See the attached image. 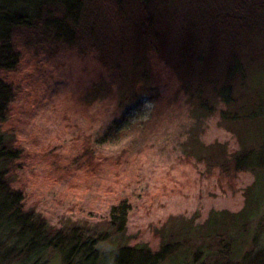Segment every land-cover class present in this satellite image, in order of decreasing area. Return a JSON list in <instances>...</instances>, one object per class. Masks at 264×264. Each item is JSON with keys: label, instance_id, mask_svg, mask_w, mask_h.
Segmentation results:
<instances>
[{"label": "rangeland", "instance_id": "374dc122", "mask_svg": "<svg viewBox=\"0 0 264 264\" xmlns=\"http://www.w3.org/2000/svg\"><path fill=\"white\" fill-rule=\"evenodd\" d=\"M161 22L158 53L127 31L106 58L110 62L89 53L86 41L68 47L36 37L25 45L15 37L18 63L0 72L12 90L2 130L21 153L11 185L21 192L24 211L56 229L68 223L99 230L110 207L124 201L125 242L155 251V231L167 222L199 225L210 212L242 209L254 174L235 172L230 164L223 172L214 161L239 151L240 126L222 120L218 90L206 83L197 93L181 87L184 66L173 63L178 33H164ZM262 45L258 37L244 44L238 65L232 63L236 78L260 76L249 84L255 88L264 83V60L245 55ZM204 48L206 59H198L191 76L209 58L231 60L225 46ZM243 84L231 80L234 97L244 93Z\"/></svg>", "mask_w": 264, "mask_h": 264}, {"label": "trees", "instance_id": "16d2710c", "mask_svg": "<svg viewBox=\"0 0 264 264\" xmlns=\"http://www.w3.org/2000/svg\"><path fill=\"white\" fill-rule=\"evenodd\" d=\"M159 19L164 33H178L173 63L184 66L181 87L197 93L196 87L206 83L218 90L222 120L240 126L235 129L239 151L214 161L223 172L230 164L235 172L254 174L253 184L243 193L242 209L210 212L199 225L182 221L168 227L167 222L155 231V251L125 242L129 208L124 201L110 207L99 230L68 223L59 229L49 226L39 214L24 211L23 196L11 185L21 153L14 137L2 130L12 90L0 80V264H264V83L251 87L260 76L245 80L231 74L244 44L264 39V0H0V72L18 63L17 36L25 45L36 37L68 47L86 41L89 53L107 61L124 41L119 36L130 31L156 54L155 42L162 37L156 29ZM207 45L225 46L230 62L209 58L206 68L201 65L203 70L191 76L198 59H206L201 50ZM252 49V56L245 57L264 60V45ZM233 78L239 84L244 81L238 98L230 85ZM192 80L198 82L194 87Z\"/></svg>", "mask_w": 264, "mask_h": 264}]
</instances>
